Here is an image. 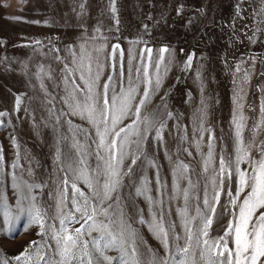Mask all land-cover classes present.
Wrapping results in <instances>:
<instances>
[{"label":"rangeland","instance_id":"1","mask_svg":"<svg viewBox=\"0 0 264 264\" xmlns=\"http://www.w3.org/2000/svg\"><path fill=\"white\" fill-rule=\"evenodd\" d=\"M110 3L111 0H0V111L8 113L0 117L3 121L0 124V154L4 156V163L0 165V194L6 197L13 217L5 222L4 209L0 208V257L8 258L10 264H15L11 257L18 255L31 241L42 242L38 226L31 224L26 211L15 207L17 194L12 187V174L17 181L44 185L33 189V194L39 205L54 215L57 184L64 175L55 159L57 147L67 154L73 143L70 128L80 127L91 137L95 136L92 126L79 116L69 115L68 107L61 100L67 94L66 88H70L63 80L66 75L62 71L64 63L79 67L81 45L93 57V75L96 72L95 49L104 46V51L99 54V62L104 65L100 85L108 75H113L116 91H119L121 65L125 77L128 75L130 50L135 54L133 65L141 62L139 50L145 46L154 50V60L159 58L161 47L167 46L170 50L166 59L173 62L168 66L161 89L145 109L146 113H151L160 108V118L166 125L162 142L152 139L154 132H150V139L144 146L148 159H154L158 166L163 188L159 189L156 184L157 169L150 167L142 158L133 179L126 177L120 189V207L125 216L146 241L147 247L160 254H163V249L159 241L146 224L138 223L140 215L146 220L151 218L152 206L146 196L162 201V204L154 206V210L159 212L162 209L167 221L175 224L174 231L183 236L180 211L186 205L183 189L189 188L187 212L195 226L199 223L197 207L204 208L205 189L211 202L213 170L218 168L220 156L235 159L234 111L237 114L242 111L246 117L245 142L253 139V126L261 120L264 14L257 15L261 10V0H116L115 14L110 11ZM237 4L241 8L240 17L236 16ZM250 36L252 41L248 39ZM138 40L147 44L133 43ZM113 44L120 45L124 53L122 59L119 52L114 59L108 58ZM73 51L77 53L75 65L72 64ZM189 54H194L192 67L185 69L184 62ZM144 62H147V56ZM84 64L87 66V59ZM237 65L240 67L238 72ZM245 73L248 74L247 80ZM79 75L78 70L74 78L82 84ZM132 76L135 77L134 68ZM17 95L21 96L19 110L15 108ZM161 97H164L167 111L173 113L172 117H167L161 107ZM238 104L243 105L242 109ZM201 109L204 110V127L211 128L215 137L213 160L207 171L204 170V159L208 152V133L204 132L201 139ZM123 123H130V120ZM12 137L16 139L15 146ZM77 139L81 143H91V139L84 140L82 133ZM262 140L264 129L258 130L255 137L257 144ZM92 151H95L94 144ZM251 155L258 159L260 154L253 148ZM178 161L189 165L185 175L190 177L191 187L188 178H178L174 174ZM13 162L19 166L13 168ZM97 163L94 154L88 157L89 166L94 168ZM240 168L247 169L249 164L242 162ZM141 176L150 181L145 195H137L132 186L133 182L139 186ZM174 183L178 187L174 188ZM230 183L234 194L235 176ZM77 184L83 191H88L82 181H77ZM227 192L226 182L210 229L213 238L223 235L228 221L233 218L230 213L238 212L229 204ZM29 203L24 201L23 207L27 208ZM70 208L69 203L65 211ZM46 223L59 227L57 219H47ZM72 227H79V224ZM31 251L35 253L36 248ZM108 254L115 256L118 253L110 250Z\"/></svg>","mask_w":264,"mask_h":264},{"label":"snow or ice","instance_id":"2","mask_svg":"<svg viewBox=\"0 0 264 264\" xmlns=\"http://www.w3.org/2000/svg\"><path fill=\"white\" fill-rule=\"evenodd\" d=\"M115 4L116 0H111L110 11L113 14L116 13ZM80 7L83 9L84 5L81 4ZM177 11L179 14L180 10ZM261 14H264V0H261V10L257 15ZM241 15L240 5L237 4L236 16ZM116 23H119L118 19ZM144 28L147 31V25ZM96 31L99 32L100 29L97 28ZM257 31L260 29L257 28ZM248 39L252 41L251 36ZM133 43L147 44L146 41L139 40ZM111 48L109 59H114L117 52L120 58H123L124 53L120 50L119 44H113ZM103 51V45L95 49L97 53L95 75L92 72L93 57L86 53L83 45L78 57L79 67L64 63L62 69L66 73L63 77L64 83L66 86L70 85V88H66L67 94L61 97V100L68 107L69 115L79 116L92 126L95 136L91 137L80 127L74 130L70 128V131H73V143L67 154L62 153L57 147L55 159L60 163L59 171L64 175L57 184L54 215L45 211L33 194V189H40L44 185L17 181L15 174H12V187L17 194L15 207L19 211H26L31 224L38 226V235L42 237V242L31 241L23 251L11 257V261H15V264H264V140L259 144L255 142L258 130L264 129V101L260 107L261 120L253 126V139L249 142H245L243 135L246 117L242 111L239 114L234 111L232 124L235 135V159L233 161L224 155L220 156L218 168L213 170V196L210 202L205 189L204 208L197 207L199 217L197 225L193 226L191 219L188 218L189 188L183 189L186 205L180 210L183 216V236L174 231L175 224L167 221L162 209L159 212L154 210V206L157 203L162 204V201L158 202L151 196H146L152 206L151 218L146 220L140 215L138 223L146 224L159 241L163 249V254H160L147 247L146 241L133 227L131 220L125 216L124 210L120 207V189L124 186L126 177L129 180L133 179L136 166L142 158L147 160L150 167L157 169L156 184L159 189L163 188L158 166L154 159H148L144 146L150 139V132H154L152 139L162 142L163 129L166 125L160 118V108L154 109L151 113H146L145 109L151 103L153 95L161 89L164 75L173 62L166 59V54L170 50L167 46L161 47L158 50L159 58L154 60V50L145 46L139 50L141 62L135 65L132 63L135 54L130 50L127 77L122 65L120 68L119 91H116L113 75H108L107 80L100 85L104 65L99 62V54ZM193 55L187 56L184 62L185 69L192 67ZM145 56L147 62H144ZM72 57V64L75 65L77 53L73 51ZM85 59L88 60L87 66L84 64ZM112 67L115 68L116 65L113 63ZM78 70L82 84L74 78ZM236 71H240L239 65ZM247 79L248 74L245 73V80ZM161 102L166 116L172 117L173 113L167 111L164 97H161ZM20 105L21 96L17 95L16 110L20 109ZM242 107L243 105L238 104V108ZM203 113L204 110L201 109V139L204 132L208 133V152L204 159V170L207 171L213 160L215 137L211 128L204 127ZM7 115V112L0 111V117ZM126 119L130 120V123H123ZM57 120L59 121V118ZM2 123L3 121H0V124ZM68 124L71 125L72 121L69 120ZM81 133L84 140L91 139V143H81L77 139ZM12 143L16 145L15 137H12ZM253 148L260 154L258 159L251 155ZM93 154L98 161L94 168L88 164V157ZM242 162L248 163L249 168L241 169ZM3 163L4 156L0 154V165ZM18 166L13 162V168ZM173 171L178 178H188L189 186H192L190 177L185 175L189 171L188 164L178 161ZM29 174L31 175V170ZM233 176L236 177L234 194L230 183ZM77 181H82L88 191H83ZM226 182L228 202L234 209H238V212L230 213L233 218L228 221L223 235L213 238L210 236V229L217 216V206L220 205L221 193ZM149 183L146 176H141L139 186L135 182L132 186L137 195H145L149 191ZM176 187L178 186L174 183V188ZM24 201H30L27 208L23 207ZM69 203L71 208L65 211ZM0 208L4 209L5 222L13 218L3 194H0ZM225 211H228L227 207ZM47 219H57L59 227L46 223ZM76 223L79 227H72ZM34 247L35 253L31 251ZM110 250H116L118 254L109 255ZM0 264H10V260L0 257Z\"/></svg>","mask_w":264,"mask_h":264}]
</instances>
